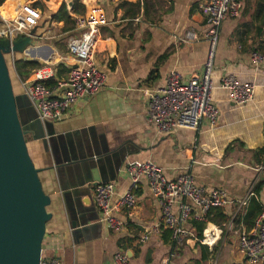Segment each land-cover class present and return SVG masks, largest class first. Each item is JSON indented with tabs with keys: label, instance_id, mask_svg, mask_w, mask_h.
Returning <instances> with one entry per match:
<instances>
[{
	"label": "crops",
	"instance_id": "0c3cea01",
	"mask_svg": "<svg viewBox=\"0 0 264 264\" xmlns=\"http://www.w3.org/2000/svg\"><path fill=\"white\" fill-rule=\"evenodd\" d=\"M63 2L56 0L54 13ZM88 3L99 6L107 22L100 28L95 51L106 84L64 117L41 121L26 89L41 68L53 71L48 84L68 77L75 66L68 51V43L78 35L75 25L52 22L48 26L43 18L29 35L20 36L15 42L30 37L31 45L18 52L40 64L25 70L22 78L10 51L28 151L51 198L47 211L52 219L47 223L43 255L56 257L61 264H117L119 253L128 255V264H197L203 257L208 261L202 264L245 263L241 235L250 234L264 214V64L256 68L251 59L253 53L264 52V0H242L240 15L222 23L212 74L213 101L219 111L216 126L202 123L198 131L176 128L169 134L148 119L149 95L166 85L172 71L185 82L202 76L210 50L203 12L207 0ZM83 5L86 13L72 14L73 20L88 14ZM189 32L197 40L186 41ZM224 76L253 84L254 100L236 104L230 92L220 87ZM148 161L156 163L169 181L192 174L205 194L214 190L227 194L229 203L214 209L212 220L193 218L185 226L187 241L198 239L193 223H203L202 235L213 239L211 245L206 239L208 249L186 242L180 248L175 245L171 232L160 226L161 205L144 180L136 208L129 211L119 205L131 186L126 166ZM107 182L116 186L111 204L116 207L114 216L124 223L120 231H111L101 222L94 203V185ZM257 207L262 213L250 214ZM209 229L214 237L207 236ZM148 232L150 239L143 242Z\"/></svg>",
	"mask_w": 264,
	"mask_h": 264
},
{
	"label": "built area",
	"instance_id": "2783aa9c",
	"mask_svg": "<svg viewBox=\"0 0 264 264\" xmlns=\"http://www.w3.org/2000/svg\"><path fill=\"white\" fill-rule=\"evenodd\" d=\"M81 2L87 5L89 10L86 16L75 18L78 35L68 43L69 54L75 61L74 68L65 80L54 81L50 85L48 82L54 77L52 69L41 68L35 72L33 81L26 89L41 121L64 117L78 103L96 95L106 84V76L95 62L100 28L106 25V18L99 6L90 5L88 0ZM241 10L242 0H207L203 12L208 22L206 37L210 50L202 76L185 82L179 72L172 71L167 77L166 85L149 95L148 119L155 123L161 132L169 134L176 128L198 131L202 123H207L211 127L216 126L219 111L213 101L212 74L219 32L223 21L227 17H238ZM42 16V11L30 4H25L19 9L14 8V16L11 18L0 12V39L10 43L12 55L14 42L20 36H27L37 28ZM195 40H197L195 33H187L186 41ZM251 59L256 68L264 64V54L260 52L253 53ZM220 87L229 91L232 100L238 105L254 100L256 87L253 84H240L233 76H224ZM126 173L131 186L119 200L121 207L129 211L136 208L137 192L141 181L144 180L161 205L163 218L160 226L171 232L175 245L179 248L185 242L192 247H195L197 242L206 245V240L203 242L205 234L202 241L196 238L186 241L188 232L185 226L193 218L206 221L214 209L225 207L229 200L224 191L214 190L205 194L204 189L196 186L192 174H185L169 181L162 169L151 161L129 163L126 166ZM115 193L114 183H98L95 186L94 203L101 214V222L111 231H120L124 223L114 216L116 207L111 204ZM214 233L212 231L213 235ZM150 234L148 232L143 237V242L150 239ZM240 250L249 264H264V214L256 219L255 227L250 234L241 235ZM115 261L117 264H128L129 257L119 253ZM40 264L61 263L56 257L44 256L42 251Z\"/></svg>",
	"mask_w": 264,
	"mask_h": 264
},
{
	"label": "water",
	"instance_id": "95a60500",
	"mask_svg": "<svg viewBox=\"0 0 264 264\" xmlns=\"http://www.w3.org/2000/svg\"><path fill=\"white\" fill-rule=\"evenodd\" d=\"M30 45V37L13 44L17 52ZM3 51H11L8 41H0V264H40L51 198L28 151Z\"/></svg>",
	"mask_w": 264,
	"mask_h": 264
},
{
	"label": "trees",
	"instance_id": "16d2710c",
	"mask_svg": "<svg viewBox=\"0 0 264 264\" xmlns=\"http://www.w3.org/2000/svg\"><path fill=\"white\" fill-rule=\"evenodd\" d=\"M55 2H56V0H0V10L2 12H4L8 6H10L11 8L19 9L25 4H30L33 7L42 11V14H43L42 19L44 18V20L47 21L48 26L52 22H57V23L62 22V23H64V25L66 27H69L73 24L75 25V21L72 19V14L73 15H84L86 13V7L80 2V0H73L71 10L68 9V3L63 2L60 9L58 10V12L54 13L53 12V6H54ZM39 25H40V23H39ZM0 41H2V40L0 39ZM9 53L10 52H8V51H3V55H4L5 59H6V55L9 56ZM14 54H15L14 55V66L16 68L18 75L21 78L24 77L25 70L31 71L33 69L40 67V64L37 62L25 60L21 53L15 51ZM262 54H264V52ZM6 62H7V59H6ZM7 65H8V63H7ZM30 71H28V74L30 73ZM261 152L264 154V148L262 149ZM253 203H255V200L253 201ZM254 213H257L259 216L262 213V211L258 207L255 210L252 208L250 214H254ZM213 214H215L214 211L208 215L209 221L212 220L211 216ZM193 225L198 230V233H199L198 239L200 241H202L203 240L202 234H203L204 224L199 223V222H194ZM196 247H199L200 249H203V248L208 249V247H205L200 242H197ZM207 261H208L207 257H203L201 262L205 263ZM201 262H199L197 264H202ZM243 264H248V261H246Z\"/></svg>",
	"mask_w": 264,
	"mask_h": 264
},
{
	"label": "bare ground",
	"instance_id": "6f19581e",
	"mask_svg": "<svg viewBox=\"0 0 264 264\" xmlns=\"http://www.w3.org/2000/svg\"><path fill=\"white\" fill-rule=\"evenodd\" d=\"M0 12L2 13V15L10 17V18L14 16V8H11V7L9 9H6L4 12L0 10ZM211 232H212V229H209V231L207 232V236L211 235ZM212 243H213V239L208 238L207 244L211 245Z\"/></svg>",
	"mask_w": 264,
	"mask_h": 264
},
{
	"label": "rangeland",
	"instance_id": "374dc122",
	"mask_svg": "<svg viewBox=\"0 0 264 264\" xmlns=\"http://www.w3.org/2000/svg\"><path fill=\"white\" fill-rule=\"evenodd\" d=\"M10 57H11V55H10V53H9V56H7L6 55V59H7V63H8V67H9V71H10V76H11V79H12V81H13V85H14V83H15V81H14V75H13V72H14V70H13V68L11 67V59H10ZM213 235V234H212ZM214 236V235H213ZM204 237V236H203ZM205 240H206V237H204V243H205ZM206 244V243H205Z\"/></svg>",
	"mask_w": 264,
	"mask_h": 264
}]
</instances>
